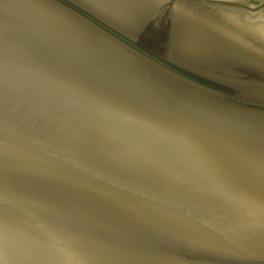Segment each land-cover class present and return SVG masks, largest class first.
Segmentation results:
<instances>
[{"label": "water", "instance_id": "water-1", "mask_svg": "<svg viewBox=\"0 0 264 264\" xmlns=\"http://www.w3.org/2000/svg\"><path fill=\"white\" fill-rule=\"evenodd\" d=\"M259 15L0 0V264H264Z\"/></svg>", "mask_w": 264, "mask_h": 264}, {"label": "bare ground", "instance_id": "bare-ground-1", "mask_svg": "<svg viewBox=\"0 0 264 264\" xmlns=\"http://www.w3.org/2000/svg\"><path fill=\"white\" fill-rule=\"evenodd\" d=\"M237 2H240L241 4H243V3H245V0H237ZM258 20H259V22L261 23L260 25L264 26V16L259 15V16H258ZM257 29L260 30V29H263V28L258 27ZM263 30H264V29H263Z\"/></svg>", "mask_w": 264, "mask_h": 264}, {"label": "rangeland", "instance_id": "rangeland-1", "mask_svg": "<svg viewBox=\"0 0 264 264\" xmlns=\"http://www.w3.org/2000/svg\"><path fill=\"white\" fill-rule=\"evenodd\" d=\"M244 4V3H243Z\"/></svg>", "mask_w": 264, "mask_h": 264}]
</instances>
